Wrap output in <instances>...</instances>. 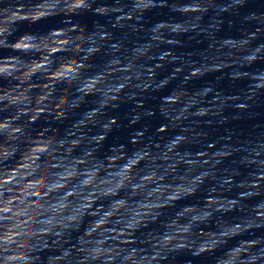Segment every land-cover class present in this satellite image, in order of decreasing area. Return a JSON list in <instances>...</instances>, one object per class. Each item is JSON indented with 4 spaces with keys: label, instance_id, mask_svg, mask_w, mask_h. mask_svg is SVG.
I'll use <instances>...</instances> for the list:
<instances>
[{
    "label": "clouds",
    "instance_id": "obj_1",
    "mask_svg": "<svg viewBox=\"0 0 264 264\" xmlns=\"http://www.w3.org/2000/svg\"><path fill=\"white\" fill-rule=\"evenodd\" d=\"M0 264H264V0H0Z\"/></svg>",
    "mask_w": 264,
    "mask_h": 264
}]
</instances>
